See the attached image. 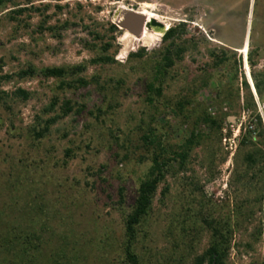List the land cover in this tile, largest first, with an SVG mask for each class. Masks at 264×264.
I'll list each match as a JSON object with an SVG mask.
<instances>
[{
    "label": "rangeland",
    "instance_id": "obj_1",
    "mask_svg": "<svg viewBox=\"0 0 264 264\" xmlns=\"http://www.w3.org/2000/svg\"><path fill=\"white\" fill-rule=\"evenodd\" d=\"M116 10L118 20L133 10L164 29L184 24L175 42L186 50L166 69L162 96L153 102L147 84L167 42L152 45L162 32L144 28L131 52L151 47L124 57ZM112 37L108 54L116 62L90 63ZM221 57L226 60L218 62ZM81 63L87 66L81 76L95 81L75 90L42 76L0 81V91L31 93L26 100L0 99V231L46 239L39 260L58 253L72 264H122L124 221L151 165L152 146L143 135L154 130L170 152L198 130L200 144L159 184L132 250L139 264H192L210 237L201 214L226 215L248 199L253 212L232 219L225 264H264V198L253 200L259 186H251V172L237 180L239 141L246 131L254 134L256 114L264 127V84L259 96L253 79L264 81V0H13L0 7L1 75L29 64ZM53 96L58 109L69 100L73 111L36 139L31 128L37 116L47 117ZM205 114L223 120L220 140L201 123Z\"/></svg>",
    "mask_w": 264,
    "mask_h": 264
},
{
    "label": "trees",
    "instance_id": "obj_2",
    "mask_svg": "<svg viewBox=\"0 0 264 264\" xmlns=\"http://www.w3.org/2000/svg\"><path fill=\"white\" fill-rule=\"evenodd\" d=\"M13 0H0V7L4 6L8 2ZM31 3V0H24ZM24 11V10H19ZM184 24H179L176 27H170L166 33L161 37L160 40L153 41L152 45L156 42L162 41L167 42L163 55L155 65L154 77L147 84V91L149 93L148 100L154 101V97L162 96L163 91V77L167 68L172 67L176 60H180L183 57V53L186 47L181 46L180 43L175 42L183 32L182 29ZM117 28L115 25H110V30L115 31ZM161 36V35H160ZM159 37V36H157ZM115 38H111L102 46V54L93 58L90 63L93 64H110L115 63L112 54H108L109 49L113 46L112 41ZM154 40V39H153ZM143 48L138 52H130L129 57L142 56L145 47H151L142 45ZM214 57L215 54L211 53ZM226 58H219L218 62H224ZM252 65V61L249 60ZM87 66L84 63L67 66H50L43 68H36L29 64L24 69H20L15 74H0V81L11 79L13 76H17L19 79H24L34 76H42L44 78H54L59 80L60 89H78L88 86L95 80H88L81 74L86 70ZM1 69V67H0ZM254 88L257 95H261V85L264 84L263 79L258 80L255 76ZM158 83V86L155 85ZM243 85L248 88L246 80H243ZM10 95L16 96L23 100L28 99L31 93L25 89L17 88ZM7 92L0 91V99L9 96ZM249 104L254 106V100L252 95L249 93ZM58 98L52 97L49 105L44 108V112L47 114L46 118L37 116V124L32 126L31 132L36 139L43 138L49 131L53 124L58 120L69 115L73 111V106L69 100H65L57 108ZM80 109L76 110L75 113H80ZM256 130L253 134L251 131H246L239 141L238 154H241L240 163L242 168L237 170V180L241 181L246 179L249 172H251V179L253 183L251 186L258 187L256 196L253 198L255 202L260 203L264 198V127L261 122V118L258 114ZM201 123L205 124L210 130H214L218 133V138H221V129L223 126V120L218 117H211L208 114L203 115L200 118ZM256 136V137H254ZM202 134L198 130H194L184 140L181 145L177 146V150L170 152L161 138H159L154 130L149 131V135H143V142L146 146H152L151 165L148 167L143 179L140 181L137 195L134 203L131 207L130 212L126 215L124 221L125 231V243H124V260L122 264H139L138 256L132 250V241L136 234L137 226L140 224L143 217L148 213L152 198L154 197L159 184L164 181L166 174L169 172L173 163H178V168L182 169L187 161V158L195 146L200 144ZM66 156H70V150H66ZM237 160V159H235ZM249 180V178H248ZM260 183V184H259ZM243 186L247 185L242 182ZM120 196H122V190H120ZM248 199H244L241 203L234 206L230 213L226 215H212L208 214V217L201 214V222L204 227L209 230L210 237L208 246L202 251V253L196 255L193 259L192 264H225L229 252L231 249L233 229L232 219H236L239 216H249L252 214L251 208H246V202ZM214 214V212H213ZM47 245V240L31 232L30 235L22 236L20 233H16L14 229H3L0 231V264H72L68 258H64V261L58 259L59 254L55 253L52 258H44L39 260V256H42L43 246Z\"/></svg>",
    "mask_w": 264,
    "mask_h": 264
},
{
    "label": "water",
    "instance_id": "obj_3",
    "mask_svg": "<svg viewBox=\"0 0 264 264\" xmlns=\"http://www.w3.org/2000/svg\"><path fill=\"white\" fill-rule=\"evenodd\" d=\"M118 10L113 13L116 25L122 29V34L118 39V43L123 45V50L126 54L135 50L134 40L139 37L143 29L154 28L155 31L162 32L161 36L155 37L153 41L160 40L168 29H164L163 24L151 19L146 21L145 16L133 10H125L121 12L122 19L118 20Z\"/></svg>",
    "mask_w": 264,
    "mask_h": 264
},
{
    "label": "built area",
    "instance_id": "obj_4",
    "mask_svg": "<svg viewBox=\"0 0 264 264\" xmlns=\"http://www.w3.org/2000/svg\"><path fill=\"white\" fill-rule=\"evenodd\" d=\"M249 128H251V126H249ZM239 129H240V126L237 127V129H236L237 134H234V136L238 135V133H239ZM234 136H233V137H234ZM233 142H234V139H233Z\"/></svg>",
    "mask_w": 264,
    "mask_h": 264
}]
</instances>
